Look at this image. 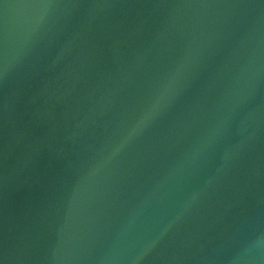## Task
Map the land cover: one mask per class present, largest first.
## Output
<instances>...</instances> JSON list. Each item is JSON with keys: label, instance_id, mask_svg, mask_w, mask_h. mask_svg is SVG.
<instances>
[{"label": "water", "instance_id": "water-1", "mask_svg": "<svg viewBox=\"0 0 264 264\" xmlns=\"http://www.w3.org/2000/svg\"><path fill=\"white\" fill-rule=\"evenodd\" d=\"M0 264H264V0H0Z\"/></svg>", "mask_w": 264, "mask_h": 264}]
</instances>
